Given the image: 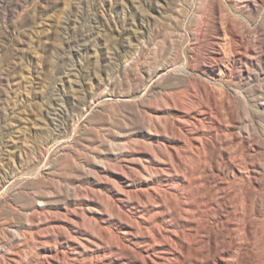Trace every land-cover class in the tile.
<instances>
[{"label": "rangeland", "instance_id": "obj_1", "mask_svg": "<svg viewBox=\"0 0 264 264\" xmlns=\"http://www.w3.org/2000/svg\"><path fill=\"white\" fill-rule=\"evenodd\" d=\"M221 1L247 24L243 40L256 48L230 63L239 78L225 85L236 98L232 131L248 164L226 154L218 175L225 187L250 186L244 193L250 198L243 195L238 206L228 188L219 211L231 228L244 227L236 228L239 255L232 264H264V0ZM210 2L0 0V262L17 250L19 264L44 263L52 241L73 246L54 228H70L68 219L82 228L69 231L86 249L101 255L100 240L124 244L118 216L128 219L134 204V194L125 192L130 160L151 147L155 110L195 77L215 86L225 80L201 73L211 65L208 34L196 42L195 30Z\"/></svg>", "mask_w": 264, "mask_h": 264}, {"label": "bare ground", "instance_id": "obj_2", "mask_svg": "<svg viewBox=\"0 0 264 264\" xmlns=\"http://www.w3.org/2000/svg\"><path fill=\"white\" fill-rule=\"evenodd\" d=\"M209 5L210 11L203 13L195 30L196 42L208 34V60L211 65L201 73L215 80L214 72L225 80L220 86H215L201 77H195L185 89L166 95L162 99V107L155 110L153 125L147 130L148 145L151 147L144 150L142 156L130 160L132 173L125 192L134 194V204L126 210L128 219L122 220L118 216L119 235L125 240L124 244L118 241L119 238L100 240L98 248L103 250L101 255L86 249L78 234L71 235L69 231L70 228H82L77 227L75 220L67 218L70 228L65 224L55 225L54 228L64 230L66 240L75 244L58 248L56 241H52L53 247L49 246L51 251L42 256L44 263L35 259L32 264H232L238 258V230L244 227L236 226L238 230L231 228L230 220H221L219 210L228 188L234 192L231 200L241 206L242 196L250 186L246 187L238 181L225 187L223 184L228 182L218 178V175L224 168L226 154L231 160L245 164H248L246 158L250 155L241 147L239 132L232 131L239 122V112L233 92L228 91L225 85L239 78L229 68L230 63L237 57L250 58L256 47L254 40H243L247 24L235 19L221 0H211ZM254 162L249 163L254 165ZM235 173L231 167L230 174L234 176ZM246 194L250 198L249 193ZM253 206L249 204L250 211ZM121 208L120 204H114L116 211ZM77 217L83 218L82 215ZM229 237L231 240H227ZM124 248L129 253L123 252ZM22 253L16 250L11 259H4L0 264H19Z\"/></svg>", "mask_w": 264, "mask_h": 264}]
</instances>
